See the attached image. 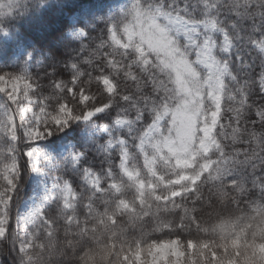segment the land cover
Segmentation results:
<instances>
[{"label":"snow or ice","instance_id":"snow-or-ice-1","mask_svg":"<svg viewBox=\"0 0 264 264\" xmlns=\"http://www.w3.org/2000/svg\"><path fill=\"white\" fill-rule=\"evenodd\" d=\"M68 67L67 80L45 73L47 94L38 77L0 73V264H31L26 246L37 226L50 231V213L67 232L127 188L159 190L161 168L187 177L170 186L184 189L178 206L219 181L237 208L264 211V0H131ZM73 125L92 147L64 145L47 203L21 211L32 142Z\"/></svg>","mask_w":264,"mask_h":264},{"label":"trees","instance_id":"trees-1","mask_svg":"<svg viewBox=\"0 0 264 264\" xmlns=\"http://www.w3.org/2000/svg\"><path fill=\"white\" fill-rule=\"evenodd\" d=\"M97 1L104 0H24L19 7H15L9 14L0 16V29L5 31L9 39L7 43L0 44L6 46L7 55L11 54L13 48L20 49L21 58L23 60L28 59L27 69L29 75L41 79L40 83L44 86L42 91L45 94L51 91L45 73L55 69L57 78L69 79L71 71L68 65L80 58L82 45L87 44L89 39L99 35L109 22V19L102 12L97 16H90L87 13L85 22L77 20L74 25L71 23V18L75 14H79L86 8L93 9ZM74 28H81L85 32L84 39L78 41L70 36V32ZM96 43H99V41H96ZM3 69L14 71L15 67ZM82 128L80 125H75L64 133V137L76 144L82 152H86L92 146L83 142ZM160 172V176L165 179L173 177L167 169L161 168ZM28 178L29 172L27 170L17 196H22ZM2 186L0 184V187ZM200 192L202 199L197 201L195 205L191 200L178 206L172 200L160 202L148 199L144 201L141 207H135V210L131 213L113 211V204L115 203L107 208L98 205L90 216L86 215V218L92 220L93 227L96 224L100 225L92 235H98V232H100L102 235L100 236L101 240H104L101 243L94 242L97 240L96 236H83V234L89 235V232L83 234L70 232L69 230L66 232L65 229L68 228V225L64 223L61 214H52L54 215L52 217H55L52 218V225L59 231L55 232L57 235L53 238L55 239V248H52L51 260L48 257L47 259L41 257L37 259V262L32 261V263L98 264L99 257L96 249L105 248L103 264H112L113 261L124 264L122 255L135 248L140 249L150 244L149 241L156 243L170 240L161 239L165 236L181 237V235H176L180 231L179 226L181 224L183 225L182 236L185 240H202L207 245L203 249H199L201 252L206 255L213 252L220 253L225 247L219 246V242L217 243L216 239L211 237L216 235L215 232L222 229L223 231H229L228 228L237 227L239 223L248 224L246 220L249 217L264 212L249 210L246 205L237 208L232 203V190L226 189L225 184L219 181L205 183L201 186ZM123 197L121 200L134 202L131 188L124 191ZM178 207V211L174 210ZM193 207H195V211H192ZM100 214H109L111 218H100ZM57 215L60 216L56 218ZM249 224L247 227L253 228L251 227L253 226L252 223L249 222ZM211 231L213 235H211ZM230 232L233 231L230 230ZM165 233L167 235H164ZM243 234L246 235L243 237L244 239L250 237L247 236L245 231L241 233V235ZM105 243L106 245H104ZM108 249H111V251H108ZM64 250L65 256H62L61 259L59 256L63 255ZM89 251H91V254H89Z\"/></svg>","mask_w":264,"mask_h":264},{"label":"rangeland","instance_id":"rangeland-1","mask_svg":"<svg viewBox=\"0 0 264 264\" xmlns=\"http://www.w3.org/2000/svg\"><path fill=\"white\" fill-rule=\"evenodd\" d=\"M23 1L24 0H12V2H10V0H0V4H6L8 6L4 15L9 14V12L14 10L15 7H19ZM130 3L131 0L97 1L93 6V9L89 10L86 8L79 14H75L71 18V23L74 25L77 20L85 22L87 13L90 16H97L104 12L106 18L110 20V18L119 16L122 10L130 6ZM70 36L73 39L80 41L84 39L85 32L81 28H74L70 32ZM8 41L9 39L5 31L0 30V43H7ZM21 56L19 48L11 49V54L7 55L6 46L0 44V73L29 74L27 69L28 59L23 60ZM10 67H15L14 71L3 69ZM69 130L70 129H66L64 133ZM85 131L86 129L83 127L81 131L82 136L85 135ZM64 133H56L51 137H45L32 142V147L36 152V156L34 157L36 170H33L31 166L29 167V178L25 191L22 193L21 197L17 196V207L21 211H32L36 207L44 206L47 203L46 197L53 191L54 187H56L61 172L57 170L55 165L57 161L66 155L63 152V146L69 142V140H66V137H64ZM150 173L155 175V172H152L151 170ZM186 178V175L183 173L170 179H165L162 176H159V190H157L158 186L154 183H147L146 185L141 183L138 189L139 195H137L136 190L132 189L134 202L121 200L119 206L113 204V211L117 213H131L135 210V207H141L144 201L148 199L160 202L170 201L173 196L184 190H171L170 186L173 184H180ZM145 179H147V177H145ZM8 183H11L10 179L8 180ZM49 215L51 217L54 216L52 213ZM58 216L60 215H57L56 218ZM100 218L106 219L111 218V216H109V214H100ZM91 221L92 220H88L85 215H82L80 217V222L78 224L73 223L69 231L80 234L89 232V235L83 234V236H96L97 240L94 241L95 243L103 242L104 240H101L100 236L102 235L100 232H98V235H92L100 225L96 224L93 227ZM0 224H2V221H0ZM247 225H250L249 222L248 224L239 223L237 227L228 228L229 231H223L222 229L219 232H215L216 235H213V232L211 231L212 234H210L213 235L211 237L213 239L215 238V241H219V246L225 247L220 253L213 252L206 255L201 252L199 249H203L207 246L202 240L192 241L186 239L187 251H185L178 240L170 239L150 243L140 249L135 248L121 257L124 264H197L195 253L199 250V259L208 262V264H264V230L254 228L253 226H251L253 228H249ZM37 227L38 232L34 229V241L31 245L26 246V255L31 257V264H33L32 261L37 262V259H40L41 257L44 259H47L48 257V259L51 260L52 248H55V239L53 238L57 235L55 232L59 231L56 227L54 228L53 225L50 231L45 230L47 226ZM230 230L233 232H230ZM3 231V227H0V235H3ZM62 231L64 232V230ZM244 231L247 236H250L248 239L243 238L246 236L245 234L241 235ZM104 245H106V243ZM103 249L105 250V248ZM99 250L96 249V251ZM64 252L65 250L62 252L63 255H60L61 257L59 256V258L62 259V256H65ZM85 254H87V252H85ZM89 254H91V251H89Z\"/></svg>","mask_w":264,"mask_h":264},{"label":"clouds","instance_id":"clouds-1","mask_svg":"<svg viewBox=\"0 0 264 264\" xmlns=\"http://www.w3.org/2000/svg\"><path fill=\"white\" fill-rule=\"evenodd\" d=\"M246 222H250L252 223L254 228L260 229V230H264V212L258 213L256 216L254 217H249ZM243 226V225H241ZM161 239H173V240H178L181 244V246L184 248L185 251H187V240H185L183 237L180 236H172V237H162ZM150 243L152 241H149ZM219 241H217L218 243ZM199 243V242H198ZM108 251H111V249H108ZM103 252L104 249L101 248L97 255L99 257L98 259V264H103ZM196 256V260H197V264H208V262L206 261H201L199 259V250H197V252L195 253ZM112 264H119V261H113Z\"/></svg>","mask_w":264,"mask_h":264}]
</instances>
